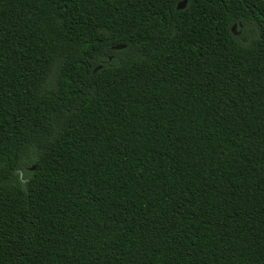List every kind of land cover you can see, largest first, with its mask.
Segmentation results:
<instances>
[{"label":"trees","instance_id":"obj_1","mask_svg":"<svg viewBox=\"0 0 264 264\" xmlns=\"http://www.w3.org/2000/svg\"><path fill=\"white\" fill-rule=\"evenodd\" d=\"M182 1L0 0V264H264V0Z\"/></svg>","mask_w":264,"mask_h":264},{"label":"water","instance_id":"obj_2","mask_svg":"<svg viewBox=\"0 0 264 264\" xmlns=\"http://www.w3.org/2000/svg\"><path fill=\"white\" fill-rule=\"evenodd\" d=\"M186 2H187V0H183L182 2L179 3L178 7H179V8H183V7H185ZM233 31H234L235 34H237V35L240 34V32H236V24L233 25ZM122 47H124V45H118V46H117V48H122ZM101 67H102L101 65L98 66V67H96V68H95V71L98 70V69H100ZM33 168H34V167H33Z\"/></svg>","mask_w":264,"mask_h":264}]
</instances>
